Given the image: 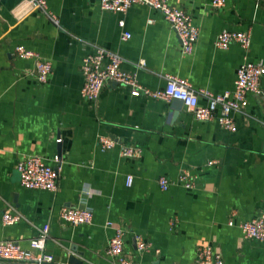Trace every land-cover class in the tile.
Segmentation results:
<instances>
[{
    "label": "crops",
    "instance_id": "0c3cea01",
    "mask_svg": "<svg viewBox=\"0 0 264 264\" xmlns=\"http://www.w3.org/2000/svg\"><path fill=\"white\" fill-rule=\"evenodd\" d=\"M210 1L168 0L198 30L183 55L161 14L142 4L113 12L99 9L97 0H47L55 24L30 0H0V240L27 247L46 225L45 250L56 264L70 255L81 264H110L105 249L119 227L123 252L139 264H194L196 248L206 244L222 264H264V238H243L238 228L264 210V75L261 92L248 93L243 111L231 113L234 131L193 119L178 100L132 97L111 82L93 102L79 95L80 60L96 47L116 52L120 68L150 89L175 75L196 90H230L243 60L264 62V0H224L221 7ZM223 29L247 31L248 47L215 48ZM124 31L129 37L121 39ZM19 44L51 63L45 83L36 78L34 59L14 54ZM102 135L139 147L140 156L120 157L118 145L100 150ZM30 154L59 166L56 191L21 185L16 163ZM183 169L194 175L191 188H158L159 176L173 179ZM63 206L90 209L91 222L63 223ZM9 209L23 218L4 225ZM134 234L146 250L135 251Z\"/></svg>",
    "mask_w": 264,
    "mask_h": 264
},
{
    "label": "built area",
    "instance_id": "2783aa9c",
    "mask_svg": "<svg viewBox=\"0 0 264 264\" xmlns=\"http://www.w3.org/2000/svg\"><path fill=\"white\" fill-rule=\"evenodd\" d=\"M33 8L47 14L57 24V20L47 10V0H30ZM99 9L103 11L123 12L132 4H142L157 10L167 22L175 34L180 53L189 54L198 36L197 27L192 23L190 16L182 8L171 5L168 0H97ZM224 0H211L210 6L221 7ZM150 21V20H149ZM122 26L123 21L118 20ZM129 37L128 32H122L121 39ZM250 35L247 31H235L223 29L219 31L213 40V46L217 49H225L231 43L238 44L246 49L249 45ZM14 54L23 59H34V71L37 80L45 83L52 67L48 60L40 58L37 53L27 49L23 45H16ZM120 56L111 50L96 47L91 53L82 56L80 60V72L82 85L79 95L88 101H95L100 89L105 83L111 82L127 88L132 97L144 96L163 101L178 100L184 111L198 121L215 120L217 124L227 130L234 131L235 125L231 117L233 112H242L247 104V94H259V78L264 75V62L259 59L255 62L243 60L235 70V78L232 88L221 93H212L207 90L194 89L185 79L175 75H165L164 84L159 89H150L140 84L136 76L120 68ZM142 60L138 66H142ZM199 96L204 98V104L198 103ZM59 141V139H57ZM118 145L120 157L138 158L141 149L134 145L116 144L106 135L97 138V146L100 150H106ZM58 155L54 156V162H59ZM16 170L19 174L21 185L29 189L56 191L58 179V165L47 164L44 159L35 154L25 155L18 159ZM131 175L125 176V184L130 185ZM194 175L187 170H180L173 179L159 176L156 180L160 190H166L171 185H179L183 188L193 186ZM59 217L63 223L75 226L89 224L92 212L84 207L63 206L59 211ZM22 215L9 209L2 213V223L9 225L22 219ZM172 221H169L171 223ZM232 220H227L231 225ZM238 228L243 238L262 240L264 238V210L256 216L240 221ZM122 230L113 228L109 237L105 254L110 264H139L128 257L122 248ZM48 238V226L37 230V235L28 241L27 247H22L12 239L0 240V260L21 264H56L53 256L46 252ZM135 251L141 252L148 248V243L142 240L139 234L133 235ZM194 264H222L220 253L212 245H201L195 250Z\"/></svg>",
    "mask_w": 264,
    "mask_h": 264
},
{
    "label": "water",
    "instance_id": "95a60500",
    "mask_svg": "<svg viewBox=\"0 0 264 264\" xmlns=\"http://www.w3.org/2000/svg\"><path fill=\"white\" fill-rule=\"evenodd\" d=\"M59 157V155H58ZM73 250V248H72ZM75 251V250H73ZM67 264H81V261L79 259H77L76 257H74V255H70L67 259Z\"/></svg>",
    "mask_w": 264,
    "mask_h": 264
}]
</instances>
